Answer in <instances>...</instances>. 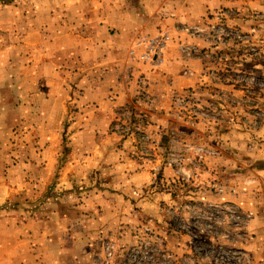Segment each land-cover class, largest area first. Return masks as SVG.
<instances>
[{
  "label": "rangeland",
  "instance_id": "rangeland-1",
  "mask_svg": "<svg viewBox=\"0 0 264 264\" xmlns=\"http://www.w3.org/2000/svg\"><path fill=\"white\" fill-rule=\"evenodd\" d=\"M226 1L207 22L181 26L208 43L202 56L215 64L168 95L162 121L145 127L127 106L102 129L94 120L84 128L91 87L74 79L71 58L57 56L50 69L53 38L72 30L80 41L100 40L99 27L111 30L125 14L145 8L149 18L154 0H0V264L38 255L26 220L85 234L78 263L213 264L222 252L240 254L256 214L246 205L264 203V189L252 187L264 181V0ZM186 47L187 56L198 52ZM94 68L90 77L102 80ZM105 242L116 248L108 263Z\"/></svg>",
  "mask_w": 264,
  "mask_h": 264
},
{
  "label": "crops",
  "instance_id": "crops-1",
  "mask_svg": "<svg viewBox=\"0 0 264 264\" xmlns=\"http://www.w3.org/2000/svg\"><path fill=\"white\" fill-rule=\"evenodd\" d=\"M153 5L154 11L149 15V18L142 16V13L145 12V8H143L144 10H138L137 15L125 14L115 19L110 27L116 29L113 34L109 32L110 29L107 25L103 24L102 27H99L100 32H98L101 35L100 40L93 35L92 39L80 41L78 40L79 35L73 33L75 31L72 30L70 34L66 35L65 40L57 36L53 38V57L56 59V63L53 62L54 67L50 66L53 73H56V65L60 63L57 59L68 56L71 58L70 63L74 64L72 73L74 79L76 81L86 80L90 84L91 88L84 91L82 99L84 109L81 110H86L92 115L86 119L84 128L89 126L92 120H94V128H109L114 111L124 110L127 106L133 109L134 113H141L147 118L145 127L153 128L154 122L162 121L160 118H163L164 115L161 113L170 109L167 101L168 95L174 91L180 93L185 89L189 90L196 84V81H200L197 78L199 73H203L215 64L213 59L202 56V51L208 49V43L200 37L186 36L183 31H180V28L184 24L207 22V15L214 13L215 8L229 5V2L226 0H154ZM171 14L173 16H170ZM133 18L134 23H129L128 21ZM160 28L168 30L171 42L167 43L156 61L143 63L136 57H131L129 51L134 47L137 39L144 36L152 37L157 34ZM181 30L183 29L181 28ZM63 42L66 43L61 46ZM186 46H195L199 53L187 56L181 48ZM43 53L41 50L40 56L43 57ZM26 65L30 64L27 62ZM95 66L101 68L102 70H100L105 74L100 81H94L90 77L95 74ZM39 72L43 73L41 70ZM190 74L192 75L189 76ZM139 94L148 100L146 105H137L136 101L134 102ZM76 136L75 142H80L79 135ZM94 137L91 138L92 143L94 140L99 141ZM86 160H92V158ZM122 166L124 167L125 164L118 168L120 169ZM259 169H264V167ZM110 170L112 171V169ZM259 174L264 175V172H259ZM139 177H136V180ZM252 187L253 189L261 187L264 189V181L262 184L256 182ZM98 204L103 203L98 202ZM246 206H251L256 214L246 227V236L250 240L240 242L239 246L242 249L239 250L248 253L254 264H264V203L257 205L254 201ZM56 220H61L60 223L64 221ZM37 225L38 229H31L34 227L32 221L26 220L24 226L27 229V236H31L32 231L35 233V237H38L37 244L39 245L33 248L29 247L33 253L38 252V255H35V259L27 258L26 255L30 256L28 254L30 251H23L22 257L24 258L18 264H89L83 261L78 263L75 258H80L87 253L84 251L88 250L85 247L86 241L83 246L79 247L78 245L79 241L86 240L85 234L74 235L71 229L69 233H66L63 231L66 229L63 228V224L56 227L50 226V228L45 222L39 221ZM61 239H67L69 243L65 245L63 241H59ZM74 246L75 250H73ZM89 254L91 253L89 252ZM36 257L39 258L36 259ZM2 260L4 261L0 258V263L3 262Z\"/></svg>",
  "mask_w": 264,
  "mask_h": 264
},
{
  "label": "built area",
  "instance_id": "built-area-1",
  "mask_svg": "<svg viewBox=\"0 0 264 264\" xmlns=\"http://www.w3.org/2000/svg\"><path fill=\"white\" fill-rule=\"evenodd\" d=\"M189 30V29H187ZM195 30L200 31L195 27ZM170 40V35L166 31H161L152 37L144 36L137 39L134 47L129 51L131 57H136L137 60L143 63H153L162 50L165 48ZM184 51L193 50L190 47L183 48ZM115 244L110 242H105L103 246V254L106 263H108L115 254ZM240 254H229L227 252H222L214 260L213 264H254L252 257L244 252L238 251ZM138 259L137 252L129 255L128 261L130 263L136 262Z\"/></svg>",
  "mask_w": 264,
  "mask_h": 264
}]
</instances>
